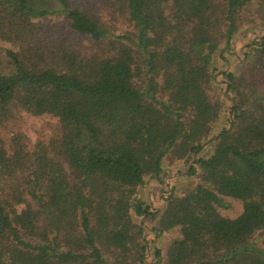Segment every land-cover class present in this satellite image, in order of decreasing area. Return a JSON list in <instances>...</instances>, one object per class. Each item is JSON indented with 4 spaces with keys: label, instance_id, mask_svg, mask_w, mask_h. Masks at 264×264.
Wrapping results in <instances>:
<instances>
[{
    "label": "trees",
    "instance_id": "trees-1",
    "mask_svg": "<svg viewBox=\"0 0 264 264\" xmlns=\"http://www.w3.org/2000/svg\"><path fill=\"white\" fill-rule=\"evenodd\" d=\"M241 28L264 29V0H0V127L58 130L0 141V264H109L71 171L140 183L163 160L192 181L136 213L181 230L168 264H264V35L219 67ZM227 197L249 214L222 216Z\"/></svg>",
    "mask_w": 264,
    "mask_h": 264
},
{
    "label": "rangeland",
    "instance_id": "rangeland-1",
    "mask_svg": "<svg viewBox=\"0 0 264 264\" xmlns=\"http://www.w3.org/2000/svg\"><path fill=\"white\" fill-rule=\"evenodd\" d=\"M41 7L45 8L44 5ZM122 20L120 24L124 26ZM242 29L232 39L229 49L225 50L226 64L219 62V67L224 65L223 70L243 68L247 62L243 54L247 51L246 46L253 39L264 35L263 28L254 31ZM217 80L224 82L220 76H217ZM225 125L226 119L223 116L218 127ZM57 131L56 122L51 119L19 113L0 127V141L1 144H7L12 136L20 135L25 151L30 153L34 147L46 145L50 136L57 134ZM209 151L210 146L206 148V154ZM161 166L163 172L159 180L146 176L140 183L112 179V175L105 178L82 173L77 179L74 170L71 171L79 191L80 208L92 220L97 244L109 264H141V259L145 264H151L156 255L158 259L155 264H168L171 245L182 236L181 230L176 228L157 232V235L154 232L155 221L139 215L136 209L139 204L144 207L149 205L151 210L159 208L161 198L169 188L173 187L176 193L183 192L192 177L185 176L186 166L183 162L172 164L163 160ZM225 202L227 207L219 210L225 217H245L252 208L251 202L245 198L227 197ZM256 244L264 250L260 240ZM144 245L146 250L142 253Z\"/></svg>",
    "mask_w": 264,
    "mask_h": 264
}]
</instances>
